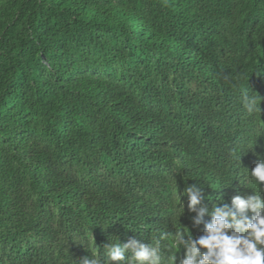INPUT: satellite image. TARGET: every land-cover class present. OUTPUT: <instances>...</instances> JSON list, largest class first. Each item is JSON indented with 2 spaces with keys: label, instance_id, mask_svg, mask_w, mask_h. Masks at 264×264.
Masks as SVG:
<instances>
[{
  "label": "trees",
  "instance_id": "16d2710c",
  "mask_svg": "<svg viewBox=\"0 0 264 264\" xmlns=\"http://www.w3.org/2000/svg\"><path fill=\"white\" fill-rule=\"evenodd\" d=\"M263 79L264 0H0L7 264H107L116 239L159 240L169 264L172 232L203 231L174 208L173 177L209 210L264 198L246 171L264 130L245 103L264 105Z\"/></svg>",
  "mask_w": 264,
  "mask_h": 264
},
{
  "label": "clouds",
  "instance_id": "9594fccd",
  "mask_svg": "<svg viewBox=\"0 0 264 264\" xmlns=\"http://www.w3.org/2000/svg\"><path fill=\"white\" fill-rule=\"evenodd\" d=\"M242 4H245L242 1ZM229 36L232 32L227 30ZM193 88V87H191ZM264 94V79L261 85ZM246 107L254 114H260L261 125L264 130V105L257 107L253 98L245 96ZM247 174L257 186L264 190V151L254 155L246 166ZM174 196L172 204L182 203L189 213L195 215L191 224H203L202 234L193 239L192 235L185 233L183 228L171 233L170 244L167 251L171 252L169 264H175L174 253L180 248L183 252L178 264H264V198L259 192L249 195H235L230 204L213 205L211 210L201 201V192L196 185H189L184 189L179 186L173 177ZM247 185V181L245 182ZM247 188L231 190V193L246 192ZM228 194V195H229ZM185 195L187 197H185ZM181 205V204H180ZM51 212H54L51 210ZM207 215L210 219L205 220ZM93 237V235H92ZM91 238V237H90ZM27 246V245H26ZM25 246V247H26ZM24 247V248H25ZM105 259L107 264H163L160 241L155 243H141L136 239H129L126 243H109L105 246ZM130 253V255H126ZM17 257V251L5 249L0 251V264H7ZM82 264H101L96 257L85 258Z\"/></svg>",
  "mask_w": 264,
  "mask_h": 264
},
{
  "label": "bare ground",
  "instance_id": "6f19581e",
  "mask_svg": "<svg viewBox=\"0 0 264 264\" xmlns=\"http://www.w3.org/2000/svg\"><path fill=\"white\" fill-rule=\"evenodd\" d=\"M137 130V129H136ZM47 167V166H46Z\"/></svg>",
  "mask_w": 264,
  "mask_h": 264
}]
</instances>
